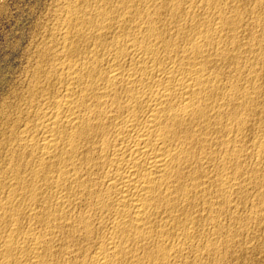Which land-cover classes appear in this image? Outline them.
I'll use <instances>...</instances> for the list:
<instances>
[{
	"label": "bare ground",
	"instance_id": "bare-ground-1",
	"mask_svg": "<svg viewBox=\"0 0 264 264\" xmlns=\"http://www.w3.org/2000/svg\"><path fill=\"white\" fill-rule=\"evenodd\" d=\"M56 4L0 100V264L249 249L264 222V0Z\"/></svg>",
	"mask_w": 264,
	"mask_h": 264
},
{
	"label": "rangeland",
	"instance_id": "rangeland-1",
	"mask_svg": "<svg viewBox=\"0 0 264 264\" xmlns=\"http://www.w3.org/2000/svg\"><path fill=\"white\" fill-rule=\"evenodd\" d=\"M57 1L58 0H0V100L3 97L6 98V96H9L10 93L15 90H21L20 86L28 77L31 71L30 67H32L34 63V55H36L37 48L39 47L36 45H40L44 34L48 32V28H50L53 23L52 13L56 7L55 4ZM44 29L46 32H44ZM40 38L42 39L40 40ZM262 223L259 228L253 231V237L246 236L244 237L245 239L242 238V242L246 240L242 244H244L245 247H249L250 250H241L242 252H237L238 254L240 253L239 255L233 253L235 254L234 256L232 253H226L228 254L226 256L222 253V257L220 256V258H222L224 262L217 261V263L232 264L234 262L240 264L241 261V264H264V254H262V252L264 253V242H262L264 240V222ZM254 232H258V234ZM251 238L254 240H250ZM260 239H262V241H260ZM248 240L254 242L248 243ZM256 240L259 244L256 243ZM246 242L250 245L253 244L251 248ZM245 253L247 256L244 255ZM223 256L225 257L223 258ZM226 258L230 262L226 260L227 263L225 261ZM235 259L238 263L237 261L235 262ZM205 262H207L205 264H217L216 261H212V259H208Z\"/></svg>",
	"mask_w": 264,
	"mask_h": 264
}]
</instances>
